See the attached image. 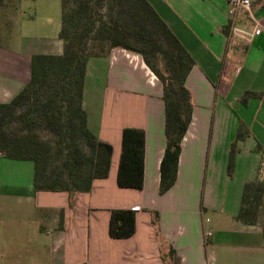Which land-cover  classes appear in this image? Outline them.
<instances>
[{
  "label": "crops",
  "instance_id": "crops-1",
  "mask_svg": "<svg viewBox=\"0 0 264 264\" xmlns=\"http://www.w3.org/2000/svg\"><path fill=\"white\" fill-rule=\"evenodd\" d=\"M10 1L0 5V104L28 84L33 56H61L65 48L62 20L52 36H34ZM147 1L195 62L186 82L193 116L175 185L160 194L162 82L137 52L114 48L91 57L83 108L89 129L113 148L109 175L72 199L65 191H37L34 163L0 153V264H165L171 248L177 264H264V201L256 225L237 219L245 184L264 176L256 150L264 149V0L254 7L261 33L249 43L229 39V0ZM238 26L253 30L244 16ZM246 92L263 96L244 103ZM126 128L146 134L142 190L117 183ZM116 209L136 211L131 238L110 237Z\"/></svg>",
  "mask_w": 264,
  "mask_h": 264
},
{
  "label": "trees",
  "instance_id": "trees-1",
  "mask_svg": "<svg viewBox=\"0 0 264 264\" xmlns=\"http://www.w3.org/2000/svg\"><path fill=\"white\" fill-rule=\"evenodd\" d=\"M5 0H0V5ZM121 8L131 13L133 22L125 23L104 9ZM60 38L64 41L61 56L35 55L32 58L31 79L9 103L0 104V153L35 165L37 191H65L73 196L90 191L94 179L107 178L113 148L89 129L83 108L86 69L91 57L107 54L114 48L137 52L163 84L166 108L167 147L161 165L160 194L168 192L176 183L182 142L193 116L191 94L186 86L194 67V59L166 22L147 0H62ZM95 48H89L90 42ZM99 51H94L98 49ZM161 60L163 73L157 66ZM263 94L246 92L243 101L260 98ZM68 105V109L65 107ZM18 122L23 130L42 125L67 145L66 176L49 174L51 146L38 136L25 132H11ZM89 150L83 152L75 144V135ZM69 138L71 141H69ZM145 131L126 128L122 137V153L117 183L120 188H144ZM262 155L264 149H256ZM236 142L230 152L228 173L235 168ZM264 201V176L245 184L237 219L246 225H256ZM157 224L158 214L154 215ZM135 210L116 209L111 212L109 234L113 239H128L136 232ZM173 248L163 257L165 264H177Z\"/></svg>",
  "mask_w": 264,
  "mask_h": 264
},
{
  "label": "rangeland",
  "instance_id": "rangeland-1",
  "mask_svg": "<svg viewBox=\"0 0 264 264\" xmlns=\"http://www.w3.org/2000/svg\"><path fill=\"white\" fill-rule=\"evenodd\" d=\"M10 2L12 7L20 8L21 13L27 17L29 20V27H32L29 31L34 36H52L56 21L61 22L62 20V0H11ZM103 12H105L107 16L110 13H113L125 23L131 24L133 22L131 13L122 11L121 8H114L113 11H110V8H107L104 9ZM31 16L33 18H31ZM88 47L92 50V48L96 47V42H90ZM94 51H99V48L94 49ZM156 63L158 68L164 73L165 69L162 61L158 60ZM191 102L193 104L192 94ZM65 109H68V105H66ZM10 130L16 134L29 132L38 136L42 141L49 143L52 149L49 163V174L54 176H66L65 162L68 153L65 142H60L53 133L46 130L40 124L25 127L23 130V126L20 123L15 122L10 126ZM75 137V144H78L83 152L89 154L85 142L76 135ZM69 141H71L70 138Z\"/></svg>",
  "mask_w": 264,
  "mask_h": 264
},
{
  "label": "built area",
  "instance_id": "built-area-1",
  "mask_svg": "<svg viewBox=\"0 0 264 264\" xmlns=\"http://www.w3.org/2000/svg\"><path fill=\"white\" fill-rule=\"evenodd\" d=\"M257 0H229L228 15L231 22L229 39L239 37L245 43L252 41L254 36L261 33L260 22L255 12ZM246 17L253 25L252 31H245L238 26L240 17Z\"/></svg>",
  "mask_w": 264,
  "mask_h": 264
}]
</instances>
